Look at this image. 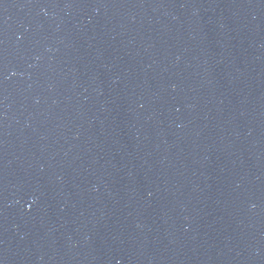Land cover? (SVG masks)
I'll return each instance as SVG.
<instances>
[{
	"label": "water",
	"instance_id": "1",
	"mask_svg": "<svg viewBox=\"0 0 264 264\" xmlns=\"http://www.w3.org/2000/svg\"><path fill=\"white\" fill-rule=\"evenodd\" d=\"M0 264H264V0H0Z\"/></svg>",
	"mask_w": 264,
	"mask_h": 264
}]
</instances>
